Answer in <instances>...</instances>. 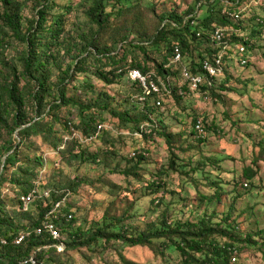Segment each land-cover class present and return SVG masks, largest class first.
<instances>
[{"label":"trees","instance_id":"16d2710c","mask_svg":"<svg viewBox=\"0 0 264 264\" xmlns=\"http://www.w3.org/2000/svg\"><path fill=\"white\" fill-rule=\"evenodd\" d=\"M27 1L25 0V2ZM133 1L84 0L83 8L87 23L82 26L84 33L78 36L83 42L79 44L77 38L70 39L72 35L67 34L66 15L61 13L62 8L59 7L58 0H36L35 19L28 21L26 25L23 21L24 0H0V66L2 74L0 81V138L4 134L9 137L5 146L2 150L0 149V264H21L39 249H44L38 255L40 263L51 264L53 262L51 259L58 254V251L50 249V247L56 243L47 234L42 237L38 236L37 231L43 226L46 216L68 193L70 197L66 207L61 210L58 219H52L61 230L66 252L75 251L81 247H90L100 241L107 243L116 241L129 248L156 249V245H161L162 257L168 253L177 252L182 258V264H233L234 259H238L237 245L246 243L256 246L258 245L257 242H254L256 238H263L264 232L257 236L251 234L246 237L244 235L240 225L233 221L234 215L238 211L235 212V206L231 209L230 214L220 217L219 222H215V218H213L211 221L202 220L199 223L178 222L173 224L169 222L167 213H164L157 225H153L150 230L143 233L127 232L126 218L112 220L115 225L108 224L110 219L105 218L104 226L93 232L85 233L80 229L73 233L72 224L75 222V217L73 212L68 209L72 194L76 193L79 188L78 179L72 183L68 181L70 189L62 190L65 192L57 191L60 190L58 183H51L48 187L44 185L43 188L53 189L57 193H53L51 200L35 202L36 205L32 211L23 210L22 197L28 195L37 184L35 180L38 178V174L34 173V168H36L34 166L42 168L46 161L43 157L27 158L29 163H23L19 167L23 160L18 151L34 138L43 137L47 142H51L50 146L57 156L61 159L63 157L71 165L84 166L94 163L99 166L101 156L106 157L110 151L91 153L89 149L95 142H110L108 141L110 140L108 138L112 136L110 131L103 129L98 134L99 126L107 123L105 112H108L112 118L120 121L123 130L130 131L128 133L131 136L140 132L142 126H151V135L144 136V139L159 135L166 141L168 148L172 149L174 136L168 134L165 122L160 119V113L165 104L164 97H174L181 105L184 102L185 94H192L189 84L182 77L181 66L167 67L171 64L177 46L183 52V65L193 76L204 77L203 63L207 60L213 61L219 54L212 37L218 28L225 29L229 31L228 38L236 47H246L245 59L248 64L245 68L250 67L251 53L249 50H252L253 47L246 37L248 35L246 31L252 25L245 24V17L252 10L260 9L264 5V0H261L258 5L248 8L238 21L232 15L239 14L252 0H228L229 2L227 0H194V6L190 8L185 17L175 13L163 15L162 22H168L162 23L153 38L146 39V36H138L133 40L129 34L120 37L117 44L128 42L125 46L126 54L120 58L115 55L117 49L113 51L109 46H104L102 39L113 28L116 18L124 17L127 11H133L135 8ZM225 3H231L235 8L231 9ZM64 9H68V7ZM252 32V37L262 36L264 38V20L257 17ZM16 40L21 42L24 47L20 56L11 61L2 58V51L13 46ZM138 51L144 54L145 59L135 57ZM150 53L158 54L161 58L151 56ZM233 54L234 52L230 53V56H234ZM131 55L134 56V59L130 57ZM66 57L72 59V63L67 67H65ZM243 60L239 56L227 59L225 75L221 79L226 78L231 66L236 63L240 62L239 64L243 67ZM92 61L100 64L98 72L93 77H99L101 81L105 82L106 87L128 83L127 93L131 97L125 104L131 105L132 111L119 112L112 108L114 101L117 100L116 95L110 96L106 90L99 91L87 68ZM133 69L140 70L144 74L153 72L163 79L168 76H173L174 80L181 77L184 86L180 87L178 91L174 88L175 92L172 96H152L145 104H142L133 100L143 93L140 84L131 81L128 77L129 71ZM82 76L85 78L82 85L79 86L78 82ZM221 79L215 80L212 86L205 83L196 94L208 99H222L219 94L221 93L219 91L223 89L219 86ZM22 83L25 84L21 87ZM181 90L183 96H180ZM29 108H35L38 114L36 118H31ZM65 108L71 109L69 116L65 115ZM133 111L136 113L135 116L132 115ZM46 115L53 117L55 123L60 125L59 131L51 121L46 120ZM197 124L198 121L194 120L193 135L203 141L207 137L205 126L202 122L204 134L200 135L196 128ZM17 134L22 139L19 146L12 142L14 135ZM75 134H77L76 137H74ZM142 155L137 158L138 164L146 161ZM4 158L5 162H3ZM173 166H175L174 162ZM204 166L208 167V164L202 163L199 168ZM11 168H18L20 172L12 177L11 183L15 185L24 183L18 198L19 212L8 210L7 203L1 195L5 184L10 181L7 173ZM193 173L198 175L201 172L197 168ZM123 175L131 177L130 172L127 171L123 172ZM244 177L248 183H252L255 173L248 169L245 171ZM223 188H218L216 199L221 200ZM157 190H161V187L157 186ZM210 199V202L214 201L213 198ZM47 201L49 202L47 203ZM153 203L157 208H163V201H154ZM67 214L73 216V221L70 224L66 223L64 219ZM20 220H25L27 225H23ZM26 233L31 234L30 238L22 246H16L17 239ZM224 240H227L225 245L222 242Z\"/></svg>","mask_w":264,"mask_h":264},{"label":"rangeland","instance_id":"374dc122","mask_svg":"<svg viewBox=\"0 0 264 264\" xmlns=\"http://www.w3.org/2000/svg\"><path fill=\"white\" fill-rule=\"evenodd\" d=\"M83 2L84 0H58L61 13L66 15L67 34L72 35L70 39L77 38L79 44L83 42L78 36L84 33L82 26L87 23ZM24 3L23 21L26 25L28 21L35 19L36 0H24ZM133 3V11H127L124 17L116 18L113 28L102 39L104 46H109L113 51L117 49L115 55L120 58L126 54L125 46L128 44H117L120 37L129 34L133 40L138 36L151 39L158 33L162 23L168 22H162L163 15L175 13L185 17L194 6V0H134ZM225 4L231 9L235 8L231 3ZM66 7L68 9H64ZM257 17L264 20V5L245 17V24L252 25L246 31V37L253 47L249 50L250 67L246 69L240 62L231 66L227 73L230 76L226 74V78L219 81V86L223 89L217 90H220L222 99L185 94L184 102L179 105L174 97H164L165 104L160 119L165 122L168 134L174 136L172 149L168 148L166 141L159 135L143 140L132 138L128 133L130 131L123 130L120 121L112 118L108 112H105L108 120L104 129L111 132L112 136L108 138L110 140L107 139L110 142H95L89 149L91 153L110 151L106 157L101 156L99 166L94 163L71 165L63 157L62 162L61 157L52 150L51 142L43 137L34 138L20 148L18 154L24 162L19 167L28 162L27 158L43 157L46 160L44 167L34 166V173L40 178L35 181L41 182L40 189L51 183H58L60 190L57 191H68V181L72 183L78 179L79 188L72 194L68 209L75 217L73 233L80 229L85 233L93 232L104 226L105 218H109L108 224L113 225L115 223L112 220L126 218L127 232L143 233L157 225L164 213H167L169 222L173 224L199 223L213 218L215 222H219L220 217L231 213L233 206L236 208L235 212L238 210L234 215L236 220L233 221L240 225L246 237L264 232V38L252 37ZM23 49L22 43L16 40L13 46L2 51L1 57L16 60ZM149 55L161 58L158 54ZM130 57L134 59V56ZM135 57L145 59L140 51ZM71 63L72 59L66 57L65 67ZM99 66L94 61L87 66L92 77L98 72ZM1 75L0 66V81ZM170 77L177 91L184 86L181 77L175 80L173 76ZM84 78L82 76L79 80V86ZM93 79L99 91L106 90L110 96L116 95L117 100L112 108L119 112L132 111L131 105L125 104L131 97L127 93V82L120 86L106 87L99 77ZM136 99L133 100L138 101ZM70 112L71 109L65 108V115L69 116ZM29 113L31 118L38 116L35 108H29ZM132 115H136L135 111ZM46 120L51 121L59 131L60 125L55 123L53 117L48 116ZM194 120L203 122L205 126L207 137L203 141L193 135ZM8 140L7 134L2 135L1 150ZM12 142L19 146L22 139L17 134ZM141 155L146 161L138 164L137 158ZM202 163L208 164V167L199 168ZM197 168L201 172L198 175L193 173ZM248 169L255 173L252 183H248L244 177ZM126 171L130 172L131 177L123 175ZM18 173V168L10 169L7 173L10 181L5 184L1 194L8 210L12 212H19L18 198L24 185L11 183L12 177ZM157 186L161 190H157ZM219 187H224L221 200L216 199ZM204 198H213L214 201ZM154 201H163V208H157ZM35 205L36 203L31 205L29 211ZM20 222L27 225L25 220ZM262 237L256 238V246L246 243L237 245L239 261L233 264H264V236ZM222 242L225 245L227 240ZM161 249V245H156V249L129 248L116 241H100L90 247L58 253L52 257L51 264H182L179 253H168L162 257Z\"/></svg>","mask_w":264,"mask_h":264},{"label":"built area","instance_id":"2783aa9c","mask_svg":"<svg viewBox=\"0 0 264 264\" xmlns=\"http://www.w3.org/2000/svg\"><path fill=\"white\" fill-rule=\"evenodd\" d=\"M261 0H252L246 5L244 9L239 14H233L232 17L236 19V21L241 19V15L246 12L248 8L254 5H258ZM194 24V23H193ZM228 30L218 28L213 37L212 41L216 45L217 50H219V54L217 57L211 61L207 60L203 63V70L205 76H193L188 68L183 65V52L179 46H177L174 50L173 59L171 64L167 67L173 65H180L182 70V77L184 80L189 84V88L192 94L198 93L200 87L207 83L209 86H212L215 80H219L225 75L226 65L225 62L227 59H234L235 57L239 56L242 57L243 60V67H246L248 62L245 59L246 57V47L245 46H235L231 39L228 38ZM234 52V56H230V53ZM128 77L131 81L137 82L143 88V93L138 96V101L142 104H145L148 99L152 96L156 95H167L172 96L175 92L172 79L168 76L166 79L159 77L156 73H147L144 74L140 70L133 69L130 70L128 73ZM182 90L180 91V96H183ZM105 125L99 126L98 134L104 129ZM151 126H142L140 132H137L132 135L134 139L142 140L144 136L151 135ZM197 131L200 135L204 134L202 122H198L197 124ZM77 134L74 135L76 137ZM69 140V138H67ZM41 182L37 183L33 190L26 196L22 197L23 202V210L28 211L30 206L33 205L35 202L39 200H48L52 198L53 193H57V191L50 189V188H41ZM65 192V191H62ZM70 194L68 193L67 196L59 202L54 209L46 216V219L43 223V226L37 231V235L42 237L44 235H49L51 240L56 244L50 247V249H55L58 253L62 254L66 251V245L62 241V234L61 230L57 226L56 223L53 222V218L58 219L59 215L61 214V210L64 209L67 205L68 198ZM64 219L66 223L70 224L73 221L72 215H65ZM31 236L30 233H26L20 236L17 239L15 245L22 246V244L29 239ZM47 249V248H46ZM44 249L37 250L34 255H32L29 259H26L21 264H43L40 263L38 259V255L42 253ZM238 259H234V263H238Z\"/></svg>","mask_w":264,"mask_h":264}]
</instances>
